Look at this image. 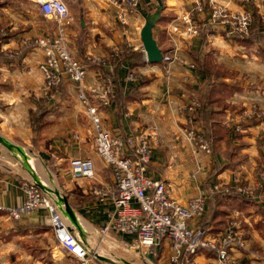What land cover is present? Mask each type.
<instances>
[{"label":"crops","instance_id":"0c3cea01","mask_svg":"<svg viewBox=\"0 0 264 264\" xmlns=\"http://www.w3.org/2000/svg\"><path fill=\"white\" fill-rule=\"evenodd\" d=\"M65 1L72 16L67 23L69 39L75 55L88 67L87 85H100L105 76L114 82L115 100L101 109L105 128L123 139L150 134L153 150L147 174L164 181L170 196L182 204L213 183L234 185L239 179L256 185L255 198L235 192L237 196L222 207L229 211L226 219L239 214L243 221L249 244L237 256L244 264H264V189L259 192L264 182V116L259 117L264 111V44L227 40L216 29L192 41L173 39L169 24L193 0H141L139 10L126 23L118 20L106 0ZM217 1L235 11L244 8L239 0ZM254 5L259 14L256 1ZM248 9L254 14L252 5ZM148 20L154 21L153 38L163 56H172V64L148 62L141 38ZM55 27L56 22L40 14L38 0H0V31L6 33L0 35V207L21 206L25 201L22 182L35 180L88 257L108 259L88 264H172L168 242L140 250L134 235L101 236L112 206L103 204L91 190L111 183L112 171L94 150V135L78 101L77 86L63 76L55 95L46 94L39 70L44 51L28 44L32 37L53 34ZM92 56L105 58V64L92 63ZM122 57L126 58L116 68ZM205 60L221 70V82L229 86L224 107L214 104L215 121L210 120L211 126L219 122L228 133L214 144L210 139L213 152L209 156L187 141L183 113L191 100L201 103L206 92L201 71ZM202 108L195 126L206 135ZM253 109L257 113L249 116ZM73 159H92L95 179H74ZM220 197L209 200L206 214L195 221V227L204 229V218ZM63 199L73 210L76 224L66 214ZM206 223V234L216 235L214 224ZM213 258L212 252L205 251L195 260L209 264ZM0 264L81 263L60 245L53 214L42 206L21 220L0 210Z\"/></svg>","mask_w":264,"mask_h":264},{"label":"built area","instance_id":"2783aa9c","mask_svg":"<svg viewBox=\"0 0 264 264\" xmlns=\"http://www.w3.org/2000/svg\"><path fill=\"white\" fill-rule=\"evenodd\" d=\"M106 1L116 10L121 23H126L129 15L137 12L141 5V0ZM239 1L244 8L235 11L217 0H193L191 7L169 24V34L173 39L192 41L201 35L203 29L209 28L221 30L227 40L243 39L249 36L254 21L253 12L248 9L253 1L259 8L264 33V0ZM38 9L43 17L58 25L53 34L37 38L32 43L45 55L39 66L44 79L43 90L54 96L63 76L77 86L78 101L94 135V150L112 171L111 183L95 185L91 190L103 204L112 206L109 221L100 230L101 236L134 235L135 247L140 250H151L168 242L172 264H196L195 258L205 251L214 254L209 264H244L237 254L247 250L249 241L239 214L230 215L225 229L216 235L206 234L205 229L195 227L194 223L204 217L210 199L233 192L255 198L256 185L242 184L235 179L234 185L213 183L208 190L201 191L186 204L173 199L164 181L154 180L147 174L153 150L151 135L141 132L123 139L105 128L101 109L115 100L114 82L110 76H105L100 85H87L88 67L75 55L69 39L67 23L72 16L68 3L65 0H38ZM5 34V31H0V35ZM90 61L100 66L105 64V58L101 56H92ZM173 61L172 56H163L164 63L172 64ZM201 107L197 99L184 107L183 113L189 126L185 134L188 142L209 156L212 154L211 141L195 126ZM256 113L253 109L248 115ZM262 116L264 111L259 113V117ZM75 138H79V135L75 134ZM70 166L74 179H95L96 167L92 159H73ZM262 176L264 178V173ZM22 188L24 203L16 208L0 207V210L6 211L13 220H21L46 206L53 214L60 245L76 255L81 264L97 259L95 255L90 259L77 237L63 225L56 207L37 181H23Z\"/></svg>","mask_w":264,"mask_h":264},{"label":"trees","instance_id":"16d2710c","mask_svg":"<svg viewBox=\"0 0 264 264\" xmlns=\"http://www.w3.org/2000/svg\"><path fill=\"white\" fill-rule=\"evenodd\" d=\"M254 8V21L252 25L250 26V32L249 36L243 38V39H236L239 43L244 44H252L255 41H260L264 44V33H263V27L260 20V15L258 14V9L254 5V1L251 4ZM255 6V7H254ZM210 29H203L202 33L208 32ZM127 56V55H125ZM131 56L135 58L142 59V55L139 54H132ZM262 57H264V49L261 54ZM126 57H122L119 59L116 68L121 64L122 61L125 60ZM143 63V61H140ZM201 71L205 75V83L204 88L206 89L205 94L201 98V103L203 105L202 108V120L207 122L206 125V136L208 139L213 140V144L216 142V140L220 139L222 136L227 135V131L223 127H221L219 122L213 123V125H210V120H214V104H219L220 106L224 107L222 102H225V99L229 97L228 90L229 86L225 83L221 82L222 76H221V70L215 66H213L209 61H204L203 65H201ZM226 107V106H225ZM253 123L255 121H252ZM215 125V128H213ZM264 189V182H261V188L259 189V192ZM258 194V193H257ZM237 194L233 192L231 195H223L216 201L215 208H212L209 210L208 214L204 218V229L207 227L206 221L212 222L214 224V228L212 230L213 234H217L221 231H223L227 224L226 217L229 215V211L225 208H223V204L232 198H235Z\"/></svg>","mask_w":264,"mask_h":264},{"label":"water","instance_id":"95a60500","mask_svg":"<svg viewBox=\"0 0 264 264\" xmlns=\"http://www.w3.org/2000/svg\"><path fill=\"white\" fill-rule=\"evenodd\" d=\"M154 27V21L148 20L146 26L143 28V31L141 33L142 42L144 45V49L146 52L147 60L149 63L152 64H159L163 61V53L159 49L156 41L153 38L152 35V29ZM64 202V208L65 212L68 215L69 219L72 221L73 224H76V217L74 215L73 210L71 209L70 205L68 204V201L66 199H63ZM97 259L100 260H108L100 255H96Z\"/></svg>","mask_w":264,"mask_h":264},{"label":"rangeland","instance_id":"374dc122","mask_svg":"<svg viewBox=\"0 0 264 264\" xmlns=\"http://www.w3.org/2000/svg\"><path fill=\"white\" fill-rule=\"evenodd\" d=\"M73 5H74V4H73ZM73 7H75V6H73ZM71 8H72V7H71ZM57 27H58V25H57V23H56V27H55V28L57 29ZM67 30H68V29H67ZM43 34H44V33H43ZM43 34H42L41 37L46 36V34H44V35H43ZM37 38H40V37H37ZM37 38H33V37H32V38L29 40V43H28V44H29V45H32L33 41H35ZM34 47H35V46H34ZM187 126H188V124H187ZM188 127H189V126H188ZM203 135L208 139V137H207L205 134H203ZM208 140H210V139H208ZM211 144H212V143H211ZM212 152H213V147H212Z\"/></svg>","mask_w":264,"mask_h":264}]
</instances>
